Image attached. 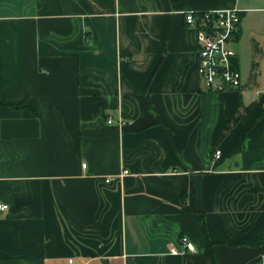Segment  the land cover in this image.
<instances>
[{"label": "crops", "instance_id": "obj_1", "mask_svg": "<svg viewBox=\"0 0 264 264\" xmlns=\"http://www.w3.org/2000/svg\"><path fill=\"white\" fill-rule=\"evenodd\" d=\"M252 1L0 0V264H259L264 84L204 88L184 17Z\"/></svg>", "mask_w": 264, "mask_h": 264}, {"label": "built area", "instance_id": "obj_2", "mask_svg": "<svg viewBox=\"0 0 264 264\" xmlns=\"http://www.w3.org/2000/svg\"><path fill=\"white\" fill-rule=\"evenodd\" d=\"M241 10L236 8L215 9L198 14L186 12L185 23L196 33V45H198V74L202 86L211 91H232L241 88V74L235 62L236 54L232 48L234 36L238 33ZM259 94L258 92L256 93ZM108 124L114 121L107 119ZM121 118L118 124H123ZM220 151H215L214 158H219ZM86 168V164H83ZM107 182L110 179L106 180ZM7 204H0V211H5ZM171 255L194 253L196 247L186 237L181 236L178 248L169 247ZM259 264H264V257Z\"/></svg>", "mask_w": 264, "mask_h": 264}, {"label": "rangeland", "instance_id": "obj_3", "mask_svg": "<svg viewBox=\"0 0 264 264\" xmlns=\"http://www.w3.org/2000/svg\"><path fill=\"white\" fill-rule=\"evenodd\" d=\"M256 1L260 3L258 6L264 7V0H253L252 3ZM239 25L241 34L231 44L239 58L241 80L246 83L248 78L257 75L259 82L264 84V12L258 10L244 13Z\"/></svg>", "mask_w": 264, "mask_h": 264}, {"label": "trees", "instance_id": "obj_4", "mask_svg": "<svg viewBox=\"0 0 264 264\" xmlns=\"http://www.w3.org/2000/svg\"><path fill=\"white\" fill-rule=\"evenodd\" d=\"M238 34V33H237ZM25 101H21L20 103L17 104L18 107H24L23 106V103ZM10 106H13V105H10ZM27 110L31 111L32 114H36L35 110L33 108H26ZM202 213H203V210H202ZM204 232V239L205 241H208V237H207V233L205 232V229L203 230Z\"/></svg>", "mask_w": 264, "mask_h": 264}]
</instances>
